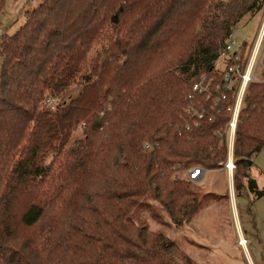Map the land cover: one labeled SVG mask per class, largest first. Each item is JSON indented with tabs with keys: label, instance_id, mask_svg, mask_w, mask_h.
Instances as JSON below:
<instances>
[{
	"label": "trees",
	"instance_id": "16d2710c",
	"mask_svg": "<svg viewBox=\"0 0 264 264\" xmlns=\"http://www.w3.org/2000/svg\"><path fill=\"white\" fill-rule=\"evenodd\" d=\"M257 14L264 0H42L2 37L0 264H192L131 216L151 195L177 227L199 212L197 191L176 175L224 168L236 89L192 88L203 77L223 87L221 53ZM263 150L264 55L233 153L235 191L257 200L264 189L249 173Z\"/></svg>",
	"mask_w": 264,
	"mask_h": 264
},
{
	"label": "rangeland",
	"instance_id": "374dc122",
	"mask_svg": "<svg viewBox=\"0 0 264 264\" xmlns=\"http://www.w3.org/2000/svg\"><path fill=\"white\" fill-rule=\"evenodd\" d=\"M41 1L6 0L4 12L0 16V39L12 36L25 22L26 14L38 8ZM234 32V39L238 43L236 51L246 46V52L250 55L254 45L264 35V14L246 17ZM263 55L264 36L259 67ZM227 63L222 59L217 62L216 69L220 75ZM252 77L258 80L256 72ZM68 93V98L76 97L79 87L73 86ZM59 104L60 101L52 100L49 106L55 108ZM84 128L82 125L74 130L68 147L84 139ZM227 132L229 135L228 126ZM261 162H264V150L256 165L260 166ZM191 171L192 167L176 176L178 179H187ZM252 173L254 178L258 177L255 168ZM234 174L231 176L224 166L220 170L206 172L204 178L190 181L192 189L197 191L200 209L182 227L174 225L152 195L132 214L131 220L137 227L153 234H162L174 242L179 253L187 255L192 264H264V199L257 201L246 188L240 194L236 192ZM243 239L246 240L243 241L244 245H238ZM171 264L183 263L174 260Z\"/></svg>",
	"mask_w": 264,
	"mask_h": 264
},
{
	"label": "built area",
	"instance_id": "2783aa9c",
	"mask_svg": "<svg viewBox=\"0 0 264 264\" xmlns=\"http://www.w3.org/2000/svg\"><path fill=\"white\" fill-rule=\"evenodd\" d=\"M234 33L232 34L231 38L227 41L226 47L221 53L220 59L228 62L226 65L225 70L222 72L221 76L223 78V87H212L211 83L207 82L206 78L203 77L200 82L196 83L193 88L192 92L197 94H207L208 96L212 95V91H216L218 93H225L224 91H232L236 89L234 94V104L229 109L231 113V119L228 123L229 129V139H228V151H229V158L225 165V169L228 173L233 176L234 172L236 171V166L233 160V153H234V144H235V134L236 129L239 121V116L241 113V109L243 107V101L247 86L251 82H258L256 77H252L254 72L258 74L259 70V55L261 52L262 47V40L263 36L258 40L256 45H254L246 63L244 69L241 67V57L239 52L236 51L238 47L237 41L234 39ZM223 98V96H222ZM225 98V97H224ZM54 109V108H52ZM186 114L191 117H197L201 119L203 114L200 110L196 109L194 106L189 105L186 109ZM145 147L148 149L150 148L149 144H146ZM205 170L201 168H193L191 172H189L187 179L189 181H197L201 177H204ZM240 245H244L243 241L240 242Z\"/></svg>",
	"mask_w": 264,
	"mask_h": 264
},
{
	"label": "crops",
	"instance_id": "0c3cea01",
	"mask_svg": "<svg viewBox=\"0 0 264 264\" xmlns=\"http://www.w3.org/2000/svg\"><path fill=\"white\" fill-rule=\"evenodd\" d=\"M262 153H263V151H262ZM262 153H261V154H260L255 160H254V162H255V166L252 168V170H253L254 168L257 170V172H258V177H257V178H254L253 173H252V170H251V172L249 173L250 177H251L253 180H255V181L257 182V184H258V186H259L260 189H264V162H261L262 164H260V166H259V165H256V161H257L258 158H260V156H262ZM206 172H208V171H206ZM205 174H206V173H205ZM204 176H205V175H204ZM203 178H204V177H203ZM202 180H203V179H202ZM262 199H264V197L261 198V199H259V200H262ZM259 200H257V201H259ZM241 241L246 242L245 239H243V240H241ZM238 245H240V242H239Z\"/></svg>",
	"mask_w": 264,
	"mask_h": 264
},
{
	"label": "water",
	"instance_id": "95a60500",
	"mask_svg": "<svg viewBox=\"0 0 264 264\" xmlns=\"http://www.w3.org/2000/svg\"><path fill=\"white\" fill-rule=\"evenodd\" d=\"M249 165L251 166L252 165V162H250Z\"/></svg>",
	"mask_w": 264,
	"mask_h": 264
},
{
	"label": "bare ground",
	"instance_id": "6f19581e",
	"mask_svg": "<svg viewBox=\"0 0 264 264\" xmlns=\"http://www.w3.org/2000/svg\"><path fill=\"white\" fill-rule=\"evenodd\" d=\"M246 244V243H245Z\"/></svg>",
	"mask_w": 264,
	"mask_h": 264
}]
</instances>
